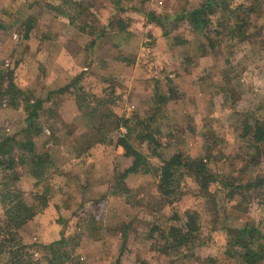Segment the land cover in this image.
<instances>
[{
  "label": "rangeland",
  "instance_id": "rangeland-1",
  "mask_svg": "<svg viewBox=\"0 0 264 264\" xmlns=\"http://www.w3.org/2000/svg\"><path fill=\"white\" fill-rule=\"evenodd\" d=\"M52 1L58 2L0 0V65L15 68L19 85L30 101L51 97L43 102L45 109L38 111L30 127H41V132L34 135L36 147L42 149L46 144L44 147L52 151L56 165L48 177L39 181L31 174L29 162L18 164L25 198L38 216L25 224L21 233L28 240L54 245L65 264H134L139 252L151 264H236L223 251L205 244L199 245L192 261L182 263L152 248L154 240L148 231L152 212L166 222L170 216L184 217L191 210L206 213V208L202 197L192 193L188 186L183 196L160 204L157 178L152 172H131L120 179L133 157L117 144L126 127H117L116 120L125 112L152 111L154 99H159L157 91L170 94L173 87L172 97L158 117L164 114L163 121L172 119L178 128L176 136L185 138L181 144L191 155L209 156L215 169L236 172L244 165L240 132L245 113L264 112V27L260 35L236 45L230 55L233 71L230 90H236V97L226 104L215 86L224 81L225 56L221 49H216L220 50L218 54L206 46V51L201 46L205 37L193 31L188 23L172 28L173 34L189 39L188 43L176 44L170 36L173 34H167L162 25L149 21L141 11L116 8L113 0H82L86 10L79 20L86 22V30H81L67 16L47 5ZM123 2L122 6L135 3L141 9L171 18L182 5L191 7L198 0ZM255 2L253 19L263 25V0ZM29 18L35 26L30 36L25 37L23 32ZM119 18L126 23L124 31H119ZM125 31H130V35L121 37ZM93 37H97V43L89 48ZM121 55L124 58H119ZM189 55L193 58L187 63ZM81 71H85L84 77L76 84L84 87L81 93L105 96L113 88L126 94L113 105V111L106 105L89 112L96 104L92 100L88 105L89 98L79 106L76 87L69 85ZM63 86L66 87L63 91H52ZM25 105L23 102L21 108H15L4 101L0 103V135L14 134L28 126ZM159 127L162 142L166 143L172 137L169 127L167 124ZM182 130H187L186 135ZM139 141L132 142L149 152L154 165L163 163L151 153L150 147ZM161 150L171 153L175 149L172 146L167 150L164 146ZM259 171L264 173V161ZM220 214L221 211L216 212L215 217ZM212 218L214 214H209L207 219ZM241 219L264 222V200L252 197L241 216L229 222L240 223ZM126 223H131L126 253L118 262ZM217 240L223 241L220 236ZM49 250L50 247L44 248L52 254ZM212 256L214 261L210 259Z\"/></svg>",
  "mask_w": 264,
  "mask_h": 264
},
{
  "label": "trees",
  "instance_id": "trees-1",
  "mask_svg": "<svg viewBox=\"0 0 264 264\" xmlns=\"http://www.w3.org/2000/svg\"><path fill=\"white\" fill-rule=\"evenodd\" d=\"M57 1V3L52 1L47 5L57 13L67 16L70 23L75 24L81 30H86V22L82 23L79 20L86 10L83 6L84 2L82 0ZM255 1L258 0H198L197 3L191 4V7L182 5V8L171 18H167L166 14H156L146 8L141 9L135 3L125 7L122 6L123 0H113L116 8L124 7L123 9L126 10L132 7L133 11L143 12L149 21L162 25L167 34H173L172 28L186 22L193 31H198L205 37L206 42L201 41V46L206 51H208L206 46L218 54L220 50L216 49H221L225 56L222 68L224 81H218L215 86L216 93L222 94L226 104L234 102L236 97V90H230V87H233L230 85L233 72L230 67V55L236 45L243 40L260 35L261 27H264V24H259L258 19H253L257 5ZM27 20L28 24L23 32L25 37L30 36L35 26L34 21L30 18ZM171 22L173 24L167 28L166 25ZM119 25V31L126 29V23L122 18H119ZM130 33L127 31L126 34L120 36L126 38ZM170 36L176 44L189 42V39L180 34ZM121 40L123 43L124 39ZM96 43L97 37H93L88 43L89 48ZM119 58L124 57L121 55ZM192 58L189 55L186 59L187 63H190ZM84 72L78 73L69 85L76 87L74 93L79 106H82L83 102L89 98L88 105L92 100L96 102L89 112H94L106 105L113 111V105L120 102L126 94L117 93L113 88L105 96L95 92L81 93L84 87L76 84L83 79ZM16 74L14 67L6 68L0 65V103L4 101L15 108H21L22 103L25 102L29 113L27 127L14 134L2 133L0 135V207L2 208L0 212V264H65L60 261L62 255L55 252L57 250L53 244V246H48L44 242L28 240L21 233V228L35 216L36 212L25 198L18 164L29 162L33 177L42 181L51 174L56 161L52 151L45 149L46 144L42 149L36 147L34 135L41 132V127L38 129L30 127L34 124L38 111L45 109L46 104L44 105L43 102L50 101L51 97L50 95L44 99L36 97L34 101H30L26 90L19 85V78ZM65 89L66 87L63 86L52 91L59 92ZM169 90H171L170 94L157 91L159 99H154L152 111L138 114V111L134 110L131 114L125 112L118 115L116 125L117 127L124 125L126 131L118 137L117 144H121L125 152L133 157L120 179L131 172H152L157 178L159 193L157 201L160 204H166L183 196L182 194L186 192L184 188L188 186L192 193L202 197L206 213L191 210L184 217L170 216L166 222H161V217H158L157 212H152L148 217L152 220V225L148 229L150 237L154 240L152 248L160 254L172 257L175 262L181 261L182 263L192 261L199 245L205 244L223 251L229 259L233 258L236 264H264V222H255L251 219H241L240 223L229 222L241 216L252 197L264 200V173L259 171L264 161V112L257 114L253 110L247 111L246 117L241 122L240 140L244 146L241 158L244 160V165L236 172L233 170L220 171L211 165L209 156L195 157L186 150L181 144L185 138L176 136L175 130L178 128L172 124L171 118L163 121L164 114L163 117L160 115V118L158 117V114L164 111V104L172 97L173 87ZM130 95L128 92L129 97ZM105 114L109 115L107 112ZM154 122L159 125L167 124L169 127L168 131L172 137L166 143L162 142L163 132ZM182 131L186 135L187 130ZM133 140H140L141 144L145 143L151 148V153L158 155L163 163L154 165L149 159V152L135 146ZM45 143H49V140H45ZM164 146L167 150L173 146L175 150L167 153L161 150ZM244 173H247L245 178L242 177ZM220 211L222 216L220 214L215 217V213ZM209 214H214V218L207 219ZM130 224L126 223L123 229L122 245L116 258L118 262L126 253ZM218 236L222 238V242L217 240ZM219 243L223 244L219 245ZM46 247H50L49 251L53 253L45 252ZM210 259L215 260L213 256ZM134 264H151V261L139 252Z\"/></svg>",
  "mask_w": 264,
  "mask_h": 264
},
{
  "label": "crops",
  "instance_id": "crops-1",
  "mask_svg": "<svg viewBox=\"0 0 264 264\" xmlns=\"http://www.w3.org/2000/svg\"><path fill=\"white\" fill-rule=\"evenodd\" d=\"M77 103V102H76ZM75 105V104H74ZM36 216H37V213L35 214V216L30 220V221H34V220H36ZM35 218V219H34ZM40 218V217H39ZM37 219H38V216H37ZM29 223V221L26 223V224H28Z\"/></svg>",
  "mask_w": 264,
  "mask_h": 264
}]
</instances>
